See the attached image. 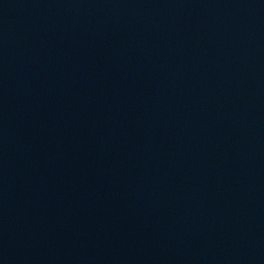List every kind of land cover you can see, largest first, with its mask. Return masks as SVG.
<instances>
[{"label":"water","instance_id":"95a60500","mask_svg":"<svg viewBox=\"0 0 264 264\" xmlns=\"http://www.w3.org/2000/svg\"><path fill=\"white\" fill-rule=\"evenodd\" d=\"M0 264H264V0H0Z\"/></svg>","mask_w":264,"mask_h":264}]
</instances>
